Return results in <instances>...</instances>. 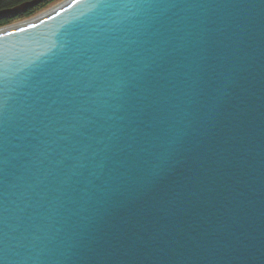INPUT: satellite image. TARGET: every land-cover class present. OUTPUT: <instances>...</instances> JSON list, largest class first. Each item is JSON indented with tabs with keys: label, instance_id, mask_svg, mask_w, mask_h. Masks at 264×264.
<instances>
[{
	"label": "water",
	"instance_id": "95a60500",
	"mask_svg": "<svg viewBox=\"0 0 264 264\" xmlns=\"http://www.w3.org/2000/svg\"><path fill=\"white\" fill-rule=\"evenodd\" d=\"M0 264H264V0L1 32Z\"/></svg>",
	"mask_w": 264,
	"mask_h": 264
},
{
	"label": "rangeland",
	"instance_id": "374dc122",
	"mask_svg": "<svg viewBox=\"0 0 264 264\" xmlns=\"http://www.w3.org/2000/svg\"><path fill=\"white\" fill-rule=\"evenodd\" d=\"M28 1H32V0H28ZM28 1H25V2H28ZM64 1L65 0H43L39 4L28 9L25 13L16 14L14 16H9L5 19L0 20V28L5 27V26L10 25V24H14V23H22L28 19L37 17V16L41 15V13H45L48 10L55 8L57 5L63 3ZM22 3H24V2H22ZM41 3L43 5L38 7ZM17 5H19V4H17ZM17 5H15V6H17ZM13 7H10V8H13ZM4 9H9V8H4ZM4 9H2V10H4Z\"/></svg>",
	"mask_w": 264,
	"mask_h": 264
},
{
	"label": "bare ground",
	"instance_id": "6f19581e",
	"mask_svg": "<svg viewBox=\"0 0 264 264\" xmlns=\"http://www.w3.org/2000/svg\"><path fill=\"white\" fill-rule=\"evenodd\" d=\"M68 1L70 2L71 0H65L63 3L57 5L55 8L51 9V10H48L47 12L45 13H41V15L37 16V17H34V18H31V19H28L22 23H14V24H10V25H7L5 27H1L0 28V33L1 32H4V31H9V30H13V29H16V28H22V27H25L26 25H30V24H33L37 21H40L41 19H44L46 18L48 15L52 14L54 11L58 10L59 8L63 7L66 3H68Z\"/></svg>",
	"mask_w": 264,
	"mask_h": 264
},
{
	"label": "trees",
	"instance_id": "16d2710c",
	"mask_svg": "<svg viewBox=\"0 0 264 264\" xmlns=\"http://www.w3.org/2000/svg\"><path fill=\"white\" fill-rule=\"evenodd\" d=\"M28 0H0V10L4 8H10L13 7L17 4H20L22 2H25ZM43 4L41 3L38 7L42 6Z\"/></svg>",
	"mask_w": 264,
	"mask_h": 264
}]
</instances>
